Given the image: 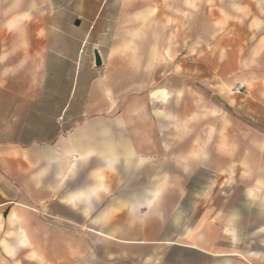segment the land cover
I'll return each instance as SVG.
<instances>
[{"label":"crops","instance_id":"crops-1","mask_svg":"<svg viewBox=\"0 0 264 264\" xmlns=\"http://www.w3.org/2000/svg\"><path fill=\"white\" fill-rule=\"evenodd\" d=\"M162 2L167 10L156 9L154 0H126L120 18L179 19L185 35L199 37L224 35L220 29L233 22L231 62L216 68L214 77L224 86L245 84L242 95L225 93L220 99L231 106L234 131L241 133V124L248 125L251 136L244 162L248 172L237 174L249 182L242 193L248 215L237 207V196L217 217L215 237L208 235V219L201 224L207 218L201 216L199 226L169 241L162 259L167 264H264V0ZM245 5L248 11H242ZM98 17L99 12L91 21ZM14 20L19 23L7 35L0 27V264H107L112 253L100 244L102 237L136 243L139 254L143 241L130 240L129 229L141 226H130L129 212L177 196L176 190L154 183H137L131 191L128 185L130 166L131 180L141 179L140 166L146 162L141 149H168L158 173L176 171V91L170 89L176 84V61H169L162 74L154 60H138L131 81L128 66L114 71L103 61L100 68L94 58L88 60L84 50L92 25L60 28V15L47 13L23 12ZM149 27L142 31L143 45L154 53L155 24ZM168 36L175 51L176 27L168 29ZM140 37L141 29V50ZM209 73V68L202 72L207 84ZM129 84L151 87L149 98L130 101ZM165 84L170 91L162 88ZM149 99L168 104L150 111ZM118 164L119 186L113 185ZM130 197L137 199L130 203ZM181 202L171 208L176 216L185 213ZM94 213H120L119 224ZM109 228H116V235L101 230ZM128 251L124 245L117 254L121 263L128 264ZM141 262L138 257L136 264Z\"/></svg>","mask_w":264,"mask_h":264},{"label":"rangeland","instance_id":"rangeland-1","mask_svg":"<svg viewBox=\"0 0 264 264\" xmlns=\"http://www.w3.org/2000/svg\"><path fill=\"white\" fill-rule=\"evenodd\" d=\"M124 1L126 0H33L30 3V0H0V27L6 31L13 28L19 23L14 20L17 14L23 12L47 13L49 16L59 14L60 28L78 27L77 30H81L92 25L90 43L84 50L88 60L93 62V49H100L104 66L114 71H119L121 66L123 68L128 66L129 76H134L130 77L131 81L137 74L138 60L145 61V64L154 60L158 66H161L162 74L168 71L169 61L171 65L174 60L176 61V84L170 86L171 92L174 89L176 91V171L169 175L158 173V162L163 160L161 158L168 149H158V147L152 150L141 149L140 155L146 160L140 166L141 179L131 180L134 173H131L132 166H130L128 185L131 191V188H136L138 184L146 187L154 183L162 188L169 187L176 190L177 196L162 197L160 205L141 206L136 208V211L129 212L130 226L138 224L141 226L138 230L130 227L129 239L143 241L140 244L142 253L138 254L136 243L133 242H119L107 237H102L104 239L102 243L100 242L108 253H112V256L106 260L107 264H125L124 261L121 263L120 256L117 255L122 249L124 250V245L129 247L128 264H136L138 257L142 261L141 264H167L162 257L168 252L169 241L176 235H184L191 227L199 226L201 221L199 217H207L201 221V224L208 219V235L215 237L217 217L222 215L223 209L227 210L228 206L233 204L237 196H240L237 207L248 215L249 205L242 197V193L248 188L249 182L242 179L243 177L238 179L237 174L239 169L241 175L248 172V166L244 162L247 161L249 153L246 147L251 141L249 126L241 124V133L234 131L231 106L223 104L220 99V95L225 93L231 97L236 96L230 90L232 83L224 86L223 79L214 77L216 68L228 60L231 62L233 37L228 33L231 34L229 29L233 22H225V31L220 29V32H224L221 36H189L184 34L185 22L179 19L167 22L129 21L124 16L121 20ZM160 3H163L162 0H154L153 5L156 9L161 7L167 10L168 6L163 7ZM242 7V11L243 9L248 11V5ZM136 9H131L130 12ZM179 9L181 8L178 5V13ZM98 12L99 17L95 22L91 21ZM75 18L79 19L78 25L73 24ZM153 24H155L158 48L154 53H149L143 45L146 37L144 38L142 31ZM174 27L177 30L176 50H173L171 41L170 51L168 29ZM139 29H141V50L138 49ZM6 31L2 32L7 35L8 31ZM206 68L210 71L209 84L206 83L207 79L202 78V72ZM162 88L167 92L170 91L168 84ZM151 90V87L143 88L129 84V100L142 96L149 98ZM167 104L168 101L154 103L149 99L148 108L151 111L165 108ZM252 136H257V133ZM158 145L166 144H155ZM152 168H155V171L147 174V169ZM114 169L113 185L119 186V164ZM136 199L130 197V203ZM181 199L182 211L186 214L176 216L171 208ZM92 215L103 217V220L116 221L112 223L113 226L119 224L116 216L119 217L120 213ZM101 230L116 235V228ZM136 231L138 233H134Z\"/></svg>","mask_w":264,"mask_h":264},{"label":"water","instance_id":"water-1","mask_svg":"<svg viewBox=\"0 0 264 264\" xmlns=\"http://www.w3.org/2000/svg\"><path fill=\"white\" fill-rule=\"evenodd\" d=\"M74 24L78 25L79 24V20L75 19L74 20ZM93 58H94V66L96 67H100L102 66L103 62H102V56L99 52V50L97 48L93 49Z\"/></svg>","mask_w":264,"mask_h":264},{"label":"built area","instance_id":"built-area-1","mask_svg":"<svg viewBox=\"0 0 264 264\" xmlns=\"http://www.w3.org/2000/svg\"><path fill=\"white\" fill-rule=\"evenodd\" d=\"M245 88V84H243L242 82H238L231 87V91L233 94L239 95L245 91Z\"/></svg>","mask_w":264,"mask_h":264}]
</instances>
